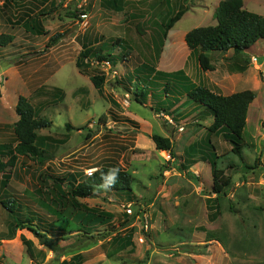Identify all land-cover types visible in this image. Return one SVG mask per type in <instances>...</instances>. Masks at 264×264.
I'll list each match as a JSON object with an SVG mask.
<instances>
[{"label":"rangeland","instance_id":"rangeland-1","mask_svg":"<svg viewBox=\"0 0 264 264\" xmlns=\"http://www.w3.org/2000/svg\"><path fill=\"white\" fill-rule=\"evenodd\" d=\"M122 1L124 7L120 12L103 7L101 0H65V8L60 6L56 12L55 23L59 18L65 23L70 22L66 26L78 24L80 15L86 14L88 24L79 31L69 34L65 31L67 37H76L74 42H71L73 37L65 40V60L51 83L54 89L39 98L34 97L36 99L30 103L37 117L51 122L50 127L36 132L45 161L39 164L33 158H18L14 167L16 176L13 175L14 168L9 170V180L20 177L27 192L30 193L31 188L33 191L20 203L17 200L16 204L6 203L12 213L0 205L11 223L7 229L10 235L0 238L13 240L16 230H22L18 228L11 232L15 222H25L30 217L37 186L34 188L31 184L38 183L40 174L62 176L75 172L78 175L114 164L131 175V198L102 190L94 198L76 199L75 202L85 208L110 214L109 223L90 229L84 224L78 226L77 220L65 221V215L60 213L59 219L54 221L56 227L63 231L66 225L73 229L81 227V231L62 236L57 231L51 232L49 246H39L51 252L53 257L44 263L42 253L30 249L29 254L23 247V254L11 251L13 255L3 256L1 260L5 264H61L62 255L65 261H69L79 254L82 264H264V81L260 67L264 64V40L257 41L248 55L241 54L238 58V63L245 64L246 61V68L249 62L254 64L253 58L255 65H259L253 67L258 73L255 77L259 87L257 91L252 90L256 98L247 113V117L253 114L254 119L252 122L249 119L243 130L240 159L230 152V143L223 139L225 129L217 135L207 134L212 142L207 140L208 137L205 139L212 118L197 115L200 110L192 109L195 105H182L174 114L167 110L172 107L174 98L178 101L186 99L185 85L204 86L205 81L214 75L200 69L197 56L186 62L183 73L164 80L170 87L175 84L168 92H159L163 88L162 81H158L161 78L151 81L158 86L152 87L154 91L150 87L149 91L141 73L133 72L141 64H147L151 74L152 69L162 73L182 69L178 61H164L161 54L166 38L162 36L163 25L181 5L180 9H188L191 13L184 14L171 28L170 38L180 37L193 28L215 25L214 11L222 0H167L168 6L165 0ZM242 1L247 11L264 17V0ZM203 3L205 7L196 6ZM32 21L31 18L30 24ZM83 40L88 44L96 43L93 49L102 47L103 52L115 58L110 61L117 72L114 76L111 73L104 75L96 66L85 68L87 77L103 74L105 99L98 95L90 81L75 71L73 62L79 53L77 45L80 46ZM212 63L218 66L215 60ZM185 71L188 72L185 74ZM252 80L248 69L245 73L246 90H251ZM60 89L67 92L65 100ZM147 92H153L154 96L146 98ZM135 96L142 100L145 96L146 101L139 103ZM58 99L60 102L64 100L67 107H56ZM201 108L206 109L202 105ZM108 110L117 119H112ZM101 115H106V119L98 123ZM69 117L74 126L71 125L72 129L68 131L65 124H70ZM135 123L138 126L133 125ZM87 134L89 138L86 140ZM153 134L170 139L173 158L167 152L155 149L150 139ZM207 154L208 157L212 155L210 160L232 180L226 194L217 201L220 215L213 222L208 215L212 216L215 201L206 203L208 198H214ZM22 163L30 167L25 172L21 169L19 174L17 167ZM48 182L41 191H48L49 195L46 193V199L40 198V202L56 208L50 203L51 198H58L64 186L55 187ZM10 198L15 199L7 197L5 202ZM127 203L131 204L130 213L122 207ZM34 206L39 212L41 206ZM33 217L37 223L38 215ZM5 223L1 220L0 232H6ZM35 223H24L27 236L30 237V228ZM129 232H132L131 244L122 249L123 238Z\"/></svg>","mask_w":264,"mask_h":264},{"label":"trees","instance_id":"trees-1","mask_svg":"<svg viewBox=\"0 0 264 264\" xmlns=\"http://www.w3.org/2000/svg\"><path fill=\"white\" fill-rule=\"evenodd\" d=\"M101 2L103 7L117 12L122 11L124 7L122 0H101ZM186 11L187 9L184 8L179 9L174 13V15L166 20L163 25V37H166V33L182 18ZM214 17L216 20L215 25L193 28L187 31L184 36L186 46L189 48L191 53L194 52L196 54L199 67L205 72L213 70L207 53H224L232 51L234 55L244 54V52L250 49V47L257 41L264 40V17L247 11L244 8L242 0L220 1L215 8ZM46 33L47 32L45 31L41 32V34ZM61 37V34L51 36L46 46L50 47ZM11 41L12 37L10 36H0V46L7 45ZM117 41L118 40L114 43H117ZM92 59L98 61L106 59L111 62L115 61V58L107 52L95 50L88 46H82L81 51L76 57L75 67L80 73L86 74L85 68H88L89 66L85 63V60ZM149 69L151 68L148 67L147 64H141L133 70L134 73H141V75L145 78L146 87L149 91L150 87L152 89V87L158 86L155 83H151V81L155 82V78L158 77L161 78L158 79V81H162L161 85L163 86L159 92H168L170 88L173 86L175 87V84L170 87L169 82L166 81L165 83L164 80H170L180 73H183L182 70L171 73H162L161 71H155L152 69L153 72L151 74ZM89 79L98 95L105 99L103 92L104 76L92 75ZM185 88L186 90L184 91V95L186 100H189L194 104L196 103L197 105L204 106L208 115L212 117V123L206 129L207 134L209 136L217 135L225 129V133L222 134V137L225 141L230 143V152L242 159V133L246 125L248 108L255 98V93L250 90H244L229 96H223L204 86H196L192 84L190 86L185 85ZM152 91L154 90L152 89ZM135 94L137 95V93ZM61 95L63 97V93ZM146 95V98L148 96L152 97L154 96V93L147 92ZM144 97L142 100L135 96V100L143 104L146 101V98L144 99ZM15 113L18 116V120L13 127L15 145L12 146V144H5L0 146V174L2 175L3 187H6L9 181V170L15 167L18 158H33L36 159L39 164L45 161L42 157V153L44 152L38 147L39 137L36 132L51 126L50 121L37 117L33 106L25 97L20 96L18 98L15 106ZM105 119L106 115H101L98 118V123H103ZM65 129L69 131L72 129V126L66 123ZM78 129L82 130L83 128ZM88 138L89 134L86 135V140ZM150 139L154 143L156 150L165 151L171 158L174 157V152L172 150L173 144L169 138L153 134ZM216 157L217 155L214 154V159H216ZM207 162L210 166V173L212 177L211 193L214 195V198H208L206 203L207 201H215L214 206H212L213 214L212 216L208 215L209 220L214 221L220 215L217 201L220 196L226 194V190L230 187L232 180L231 177L227 176L222 169H219L216 163L211 161L210 158L207 159ZM39 180L41 182L49 180L55 187L59 185L60 188L65 183V188L61 191V195H59L58 198H51L50 203H53L56 208L60 209L62 212L65 211V221L77 220L79 221L78 226L82 227L84 224L85 227L88 226L90 229H93L96 225L104 226L108 224L111 219V215L98 211L94 208H85L76 203V199L94 198L96 193L102 190L114 192L119 195H125L127 198H131V185L133 183L131 175L116 165L101 166L94 170L90 176H86L83 173L78 175L74 173H67L62 176H53L44 173L39 176ZM122 192H125V194ZM37 193L40 198H43L40 196V189ZM47 194L49 195V192ZM7 202L9 204H16L15 201L11 200ZM7 202L1 200L0 205L7 212L12 213L10 206L6 205ZM24 221L25 222H23V220L18 223L15 222L11 232L13 233L18 228L23 229L25 228L24 223L31 222L29 218ZM81 227L73 229L66 225L65 231H63L60 227L57 228L65 235L79 232L81 231ZM30 231L37 238L40 245L45 247L49 246L50 239L45 234L38 233L33 228H30ZM131 238L132 232H129L128 235L123 238L124 244L122 243L120 247L125 249L130 246ZM21 241L25 246L26 251L30 254V249L32 247L31 242L25 240L24 238H21ZM82 260V256L77 254L71 257L69 261H62L61 264H82ZM0 264L3 263L0 262Z\"/></svg>","mask_w":264,"mask_h":264},{"label":"crops","instance_id":"crops-1","mask_svg":"<svg viewBox=\"0 0 264 264\" xmlns=\"http://www.w3.org/2000/svg\"><path fill=\"white\" fill-rule=\"evenodd\" d=\"M67 1L68 0H66V2ZM173 1L171 3H173ZM219 2L217 3V5L219 4ZM81 3L83 2L81 1ZM168 4L169 2L165 0V5L168 6ZM60 6L62 8H65V0H0V36L7 35L12 37V41L10 43L4 46H0V146L15 143L13 127L18 120V116L15 113V106L18 98L20 96L25 97L31 103L32 100H35L42 94H47L48 91L54 89V86L51 83L55 78V74L59 69H61L63 61L65 60V40H70L73 37L71 39V42H74V39L76 37L72 36L71 38H69L67 37V35L70 32L79 31L82 29L80 28V22L79 24H69L68 26H66V23L70 22L65 23V21L59 20V18H57V23L53 21L54 18L57 17L56 12L59 10ZM196 6L205 7L206 5H204L203 3ZM181 7L182 5L179 6L178 9H180ZM187 12H190V10L187 9L184 14H186ZM31 18L33 19V21L30 24ZM76 26H78L77 29H74L76 28ZM72 29L73 31H71ZM171 30L172 29L168 31L167 36L164 40V48L162 49L161 54L164 56V61H178V64L182 66V69L179 70L184 71L186 68V62L192 57L195 58L196 55L194 52L191 53V51L185 44L184 36L186 34V31L180 37L170 38L169 33ZM42 31H45L47 33L41 34ZM65 31L68 32L67 35H65ZM55 34H61L62 37L54 45L47 47L46 44L48 43L49 38ZM95 44H88L83 40L80 46L79 44L77 45L78 51H81L82 46L94 47ZM252 47L253 46H251L250 49H248L242 55H248V52L253 49ZM99 48L100 49L98 50L103 49L102 47ZM125 51L126 53H128V50ZM35 52H37L38 55H36ZM207 56L209 57L210 64L213 68V70L209 73H213L214 75L205 81L204 87H207L211 91L223 96H229L234 93L244 91L246 90L244 87L245 73L248 69H250L251 76L253 78V84L250 91L256 90L259 87V82H257L255 77L256 75H258V73H256L254 69L256 67H259V65H255V62H253L254 64H252V62H249L247 65L248 67L246 68V61L245 64L238 63V58L241 56V54L234 55L232 51H227L224 53L210 52L207 53ZM212 57H214L215 59H213ZM248 58L251 57L248 56ZM213 60H215L218 66L212 63ZM73 64L75 65V61L73 62ZM260 67H262L263 69L264 64ZM75 71L80 77H83V79H85L86 81H90L89 77L85 76V74L80 73L77 68ZM155 71L161 70L155 69ZM187 72L188 71H185V74ZM57 89L59 88L57 87ZM60 91L63 93V98L65 100L67 92H64L62 89H60ZM34 97L36 98L33 99ZM64 100L60 102V100L58 99V104H56L55 106L57 107L58 105H63L67 107V105L64 104ZM176 100L177 99L175 98V100L172 101V107L170 109H167L170 113L174 114L182 105L189 106L190 104H193L195 106L192 109L200 110L197 115L202 114V117L204 118L211 117L208 115V112L205 109L201 108L200 105L194 104L186 99L180 101ZM252 103L250 104L251 106L254 104ZM250 105L248 110L250 109ZM108 111L110 115L112 114V119H117L113 112H111L110 110ZM252 115L253 114L249 115V117H246L247 123L249 119L250 122H252V119H254V115ZM68 119L70 121V125H72L71 118L69 117ZM133 125L138 126V124L136 123ZM207 137L208 136L206 133L205 139ZM208 141L212 142L210 139ZM209 156L212 157V155ZM210 157H208L207 154L206 161ZM19 159H17V161H19ZM29 167L30 166L27 167L22 163V165L17 167V171L20 174L21 169L25 172L29 169ZM15 168L13 175H15ZM39 176L37 177L38 180ZM1 178L2 177L0 176V201H5L4 198L13 196L15 198L14 200H12L11 198L6 200H17L20 203L22 202L24 197L31 194L33 191L31 188L30 193L27 192V186L23 183L20 177H15L17 178V180L15 181L13 180L14 178L11 177L6 187L2 186L3 181L1 180ZM48 181L41 182L39 180L38 183H35L34 185L31 184V187L35 188V186H37L35 188V195H31L33 196L32 201L35 200V202H33V206H31L32 208L29 212V219L32 223H35V219H33L35 217H33V215H38L37 223H35L34 225L36 226V228H34L33 226V229L38 230V232L41 231L42 233L47 230L45 235L49 238L53 236L51 232L54 233V231L61 233V236L64 235V233L58 230V228L53 224H55V222L59 219L58 215L60 213H63V215H65V211L62 212L60 209L55 207L50 208L47 203H43V205L41 204L40 197L38 196L39 194L37 192L39 189L42 190L41 187H45L46 185H48ZM63 186L65 188V183L62 185V187ZM8 191L11 193H7ZM46 193H48V191H41L40 196H42L43 199H46ZM35 204H38L42 207L41 208L39 206V212L37 211V209H35ZM20 205L21 204H19L18 209H20ZM4 210L2 208L0 209V211H2L0 213V222L1 220L4 223L6 222L5 224H7V227L5 228L6 232H0V236L6 238L10 235L9 232H7V229L10 228L11 223H9L8 221L9 215ZM22 216H24V214ZM23 219H25V217H23ZM39 223H41V225H39ZM25 233L26 230H16L13 240L0 238V262L5 264L3 260H1V257H9L11 256V254L13 255L14 252L11 253V251L17 250L19 251V253L23 254V247L25 248V246L23 245L21 238H24L25 240L31 242V249L33 251L42 253V257H45L44 263L46 262V260L53 257L51 252H49L48 250L46 251L42 246H39V242L33 236L32 232H30V237ZM62 261H65L64 255H62L59 259V262Z\"/></svg>","mask_w":264,"mask_h":264},{"label":"built area","instance_id":"built-area-1","mask_svg":"<svg viewBox=\"0 0 264 264\" xmlns=\"http://www.w3.org/2000/svg\"><path fill=\"white\" fill-rule=\"evenodd\" d=\"M81 21H80V28L84 29L87 27V15L86 14H81L80 15ZM255 58H253V62H255ZM85 63L88 64V66H96L98 67L104 75L108 76L110 73L112 74V76L116 75V71L113 69V67L111 66V62L109 60H85ZM102 74V75H103ZM182 130V129H180ZM94 172V170H87L85 171V175L86 176H90L92 173ZM123 210L126 211L127 213L131 212V204L127 203L124 204L123 206Z\"/></svg>","mask_w":264,"mask_h":264},{"label":"water","instance_id":"water-1","mask_svg":"<svg viewBox=\"0 0 264 264\" xmlns=\"http://www.w3.org/2000/svg\"><path fill=\"white\" fill-rule=\"evenodd\" d=\"M78 24H79V23H78ZM77 27H78V26H76V28H74V29H77ZM71 31H73V29H72ZM261 76H262V80L264 81V68L262 69Z\"/></svg>","mask_w":264,"mask_h":264}]
</instances>
